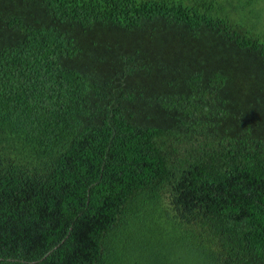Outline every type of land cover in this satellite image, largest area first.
I'll list each match as a JSON object with an SVG mask.
<instances>
[{
    "label": "trees",
    "instance_id": "16d2710c",
    "mask_svg": "<svg viewBox=\"0 0 264 264\" xmlns=\"http://www.w3.org/2000/svg\"><path fill=\"white\" fill-rule=\"evenodd\" d=\"M0 264H264V0H0Z\"/></svg>",
    "mask_w": 264,
    "mask_h": 264
}]
</instances>
